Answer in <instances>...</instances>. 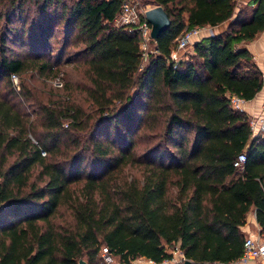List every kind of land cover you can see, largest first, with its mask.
Instances as JSON below:
<instances>
[{
    "label": "trees",
    "instance_id": "16d2710c",
    "mask_svg": "<svg viewBox=\"0 0 264 264\" xmlns=\"http://www.w3.org/2000/svg\"><path fill=\"white\" fill-rule=\"evenodd\" d=\"M120 1L0 0V264H105L101 246L124 262H159L170 247L195 262L227 264L240 253L250 209L264 238V132L229 102L262 87L261 70L238 43L264 28L263 0L236 11L235 0H150L169 24L141 68L139 33L113 23ZM223 21L193 40L188 55L169 57L182 30ZM59 27L87 55L91 124L79 109L42 101L9 78L50 69L44 55ZM161 107L172 150L139 159L135 129ZM110 126L118 130L108 139ZM131 161L142 164L141 179L116 176ZM61 205L68 222L53 220Z\"/></svg>",
    "mask_w": 264,
    "mask_h": 264
},
{
    "label": "rangeland",
    "instance_id": "374dc122",
    "mask_svg": "<svg viewBox=\"0 0 264 264\" xmlns=\"http://www.w3.org/2000/svg\"><path fill=\"white\" fill-rule=\"evenodd\" d=\"M147 2V7L152 5L150 0H145ZM247 3L243 1L235 0L234 11L239 6H246ZM226 25V21L218 23L216 26L210 28L212 32H217L223 29ZM3 27V26H2ZM241 42V41H240ZM191 43V42H190ZM190 43L184 48H179L176 51V57H184L190 53L191 45ZM8 48H11L13 51H19L21 54H27L26 48L19 47L17 44L14 46L11 42H8ZM83 44L79 39L67 38L64 39L63 28L59 27L55 32L54 36L50 40L49 50L44 55L51 64L50 69L38 70L36 67L27 68L25 71L17 75L16 81L18 87L24 85L28 90V93H32L42 101H55L57 103L77 108L80 111L81 118L86 119L85 121L88 124L93 122L95 118L94 106L88 97V89H90V81L88 79V66L86 63V57L84 51H82ZM146 51H153V42L152 39H148ZM146 62L144 57L140 58L139 68H141ZM52 70H55L52 71ZM55 80L60 81L59 85L54 83ZM0 89H2V83L0 82ZM15 100H18L15 96ZM20 105L29 111L30 106L28 101L25 98L19 99ZM166 111L163 107L160 109H154L152 115H143L140 119L139 126L135 129L133 136V146L131 151L134 156H138L139 159H142L145 153H150L156 149L167 148L172 150V147L167 145L165 140L162 127L164 123V118ZM86 114V116H84ZM30 117H33L31 110L29 111ZM90 127V126H89ZM89 127H85L76 133L81 137L82 135L88 133ZM105 129V128H104ZM115 129L118 130L115 126H110L108 129V139L115 136ZM104 132L105 130H101ZM101 132V133H102ZM75 133V132H74ZM143 167L139 162L131 161L128 164H125L120 172L116 176H125L127 178L133 177L136 180L141 179V171ZM248 215V214H247ZM68 211L64 206H60L58 213L54 216L53 220L57 222L70 221ZM247 219V218H246ZM248 223L251 226L252 232L254 228L251 220L247 219ZM257 229V228H256ZM255 229V230H256ZM101 248V247H100ZM171 249L170 258H165L159 262H154L151 259H146L141 256L136 257L132 260V263L135 264H180L182 258H184L178 249L167 247ZM100 255V249H99ZM113 259L117 260L115 255ZM118 261V260H117ZM215 264H218L214 262Z\"/></svg>",
    "mask_w": 264,
    "mask_h": 264
},
{
    "label": "built area",
    "instance_id": "2783aa9c",
    "mask_svg": "<svg viewBox=\"0 0 264 264\" xmlns=\"http://www.w3.org/2000/svg\"><path fill=\"white\" fill-rule=\"evenodd\" d=\"M146 7L147 2L145 0H121L119 10L113 18V23L125 24L129 28L132 27L137 30L139 33L138 47L141 57H144L145 59L148 52L146 51L147 41L148 39H151L149 36V23L143 15V10ZM202 29H204L206 33H212L209 25H202L184 29L178 36H176L173 47L169 53V57L173 60V62L179 58L176 57L177 49L187 46L192 37L198 36ZM153 50H155L154 47ZM9 78L12 86L17 89L18 83L16 81V73L10 72ZM54 83L59 85L60 81L55 80ZM242 100L243 99L238 95H229V102L235 108H241ZM249 126L254 132H264V109H262V111L256 115L255 118L249 120ZM31 139L33 138L31 137ZM41 153H44V151L41 150ZM242 159L243 155L238 154L237 159L233 162V164H239ZM100 257L105 264H135L132 263V261L124 262L114 260L111 251L105 246H101L100 248ZM236 260L241 264H264V238L258 234L257 229L255 232H247L245 234L242 239L240 253Z\"/></svg>",
    "mask_w": 264,
    "mask_h": 264
},
{
    "label": "crops",
    "instance_id": "0c3cea01",
    "mask_svg": "<svg viewBox=\"0 0 264 264\" xmlns=\"http://www.w3.org/2000/svg\"><path fill=\"white\" fill-rule=\"evenodd\" d=\"M240 1H243L246 3L248 0H240ZM263 5H264V0H263ZM216 25L217 24L209 25V27L212 28ZM204 34H207V33L204 29H202L201 32L198 34V36L192 37L190 42L197 39L200 35H204ZM238 44L246 47L250 51V53L252 54L253 60L255 61L256 65L259 67L262 73L263 84L260 90L252 98L247 99V100H242L241 102V109L246 111L250 119H253L255 118L256 115H258L262 111L263 109L262 106H263V101H264V28L259 30L250 40H242ZM247 214L245 216V222L240 226V229L246 233L252 232L251 226L248 223L247 219L249 221L251 220V223H253L254 226L257 225L254 219L253 209H250L247 212ZM256 228L257 226L254 228V231H256L255 230ZM227 264H241V263L237 262V260L235 259L232 262L227 263Z\"/></svg>",
    "mask_w": 264,
    "mask_h": 264
},
{
    "label": "water",
    "instance_id": "95a60500",
    "mask_svg": "<svg viewBox=\"0 0 264 264\" xmlns=\"http://www.w3.org/2000/svg\"><path fill=\"white\" fill-rule=\"evenodd\" d=\"M143 15L149 23V36L152 40L161 34L169 24L166 12L159 4H152L143 10ZM78 264H84L82 259H78ZM180 264H215L212 261L195 262L188 258H182Z\"/></svg>",
    "mask_w": 264,
    "mask_h": 264
}]
</instances>
